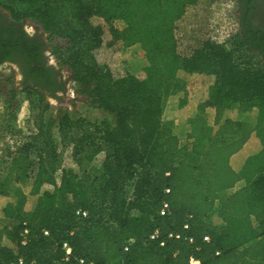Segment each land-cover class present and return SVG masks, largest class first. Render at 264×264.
<instances>
[{"label": "trees", "instance_id": "16d2710c", "mask_svg": "<svg viewBox=\"0 0 264 264\" xmlns=\"http://www.w3.org/2000/svg\"><path fill=\"white\" fill-rule=\"evenodd\" d=\"M89 1L0 0L13 19L46 34L77 92L112 117L49 114L45 95L29 90L41 109L36 132L2 169L0 196L16 200L0 207L9 221L0 226V264H264V61L245 46L233 0ZM222 8L225 25L216 24ZM77 19L95 31L93 45ZM229 35L238 46L216 66L210 51ZM134 44L147 63L131 74L117 64ZM178 93V111L190 99L214 109L211 130L188 133V144L162 119L164 98ZM234 102L259 110L256 125L231 115Z\"/></svg>", "mask_w": 264, "mask_h": 264}, {"label": "rangeland", "instance_id": "374dc122", "mask_svg": "<svg viewBox=\"0 0 264 264\" xmlns=\"http://www.w3.org/2000/svg\"><path fill=\"white\" fill-rule=\"evenodd\" d=\"M86 5L92 4L89 0H83ZM224 8L216 14V24H228L230 20H224L222 15ZM113 25L117 28L124 26L123 21L113 20ZM74 26L84 35L86 43L93 45L96 41L95 31L87 26L82 20L74 21ZM221 34V33H220ZM220 45L210 51L213 57L214 64L218 66V59L226 50L231 47L238 46V39L235 36L229 35L220 39ZM123 58L117 64L121 70L127 73L136 74L146 65L145 51L140 44H134L124 48ZM18 72L7 64L0 65V177L3 167L9 162L10 157L14 155L26 141L29 136L36 132L35 118L40 111L41 104L36 100V94L29 90L21 89V83L18 80ZM11 89L14 92L12 97ZM70 93L73 101H63L61 108L52 97H45L44 103L47 105V113L55 114L58 109L73 112L76 115L82 116L85 120L92 122L96 119H111L112 117L105 111L95 108L89 103V100L82 94L77 92L73 82L70 85ZM180 94H170L164 98L162 119L165 124L171 127V131L178 137L181 144H188L189 139L187 134L193 132L195 134L202 133L204 130H211L214 116L212 107L198 110L195 101L190 99L188 108L185 107L178 111V99ZM231 106L235 109L232 116L244 121L249 127H253L259 120V110L256 107H251L244 103L234 102ZM179 112V114H178ZM257 144L256 142H254ZM251 145L250 152L256 150L255 144ZM258 145V144H257ZM92 145H87L84 148L83 154L89 152ZM248 151V152H249ZM194 160V158H189ZM34 154H30L27 162L33 167L35 166ZM82 159V164H84ZM88 169L93 170L91 166ZM244 181L241 180L234 186L233 189H228L219 194L217 206L222 200L234 189L242 186ZM133 182H127L124 185L125 192L131 193ZM7 199L16 200V196L12 193L8 194V198L0 196V207ZM9 225V221L0 219V226Z\"/></svg>", "mask_w": 264, "mask_h": 264}, {"label": "flooded vegetation", "instance_id": "af4514ba", "mask_svg": "<svg viewBox=\"0 0 264 264\" xmlns=\"http://www.w3.org/2000/svg\"><path fill=\"white\" fill-rule=\"evenodd\" d=\"M238 30L245 46L264 61V0H233ZM19 74L21 89L52 97L61 108L72 102L71 72L58 64L46 34L29 20L13 19L0 7V65Z\"/></svg>", "mask_w": 264, "mask_h": 264}, {"label": "built area", "instance_id": "2783aa9c", "mask_svg": "<svg viewBox=\"0 0 264 264\" xmlns=\"http://www.w3.org/2000/svg\"><path fill=\"white\" fill-rule=\"evenodd\" d=\"M60 176V171H58L57 173H56V179H57V181H58V177ZM166 191H168V189H166ZM168 207V205H167V203H163L162 204V208H161V211H163L165 208H167ZM76 213L78 214V215H82V216H85L86 215V211H82V210H80V209H78L77 211H76ZM184 228H187V225H184ZM26 233H27V230L25 229L24 231H23V233H22V242L24 243L25 242V240H26ZM44 233L45 234H47V231H44ZM168 236H170V237H175V238H178L179 237V234L178 233H176V234H173V233H169V235ZM158 237V231L157 230H155L152 234H150L149 235V239L151 240V239H155V238H157ZM203 239L204 240H208V236H204L203 237ZM188 240L189 241H192V238L191 237H189L188 238ZM133 240L131 239L129 242H132ZM161 245L163 244V242H161L160 243ZM62 247L64 248V250H65V258H68V256L71 254V249H70V247H69V245L66 243V242H64L63 244H62ZM125 249H127V247H125ZM79 263H84V261H83V259H79ZM198 263V260H195V259H193V258H190V264H197ZM89 264H94L93 262H90Z\"/></svg>", "mask_w": 264, "mask_h": 264}, {"label": "crops", "instance_id": "0c3cea01", "mask_svg": "<svg viewBox=\"0 0 264 264\" xmlns=\"http://www.w3.org/2000/svg\"><path fill=\"white\" fill-rule=\"evenodd\" d=\"M132 74V73H131Z\"/></svg>", "mask_w": 264, "mask_h": 264}]
</instances>
